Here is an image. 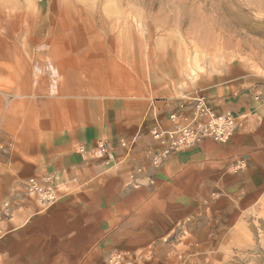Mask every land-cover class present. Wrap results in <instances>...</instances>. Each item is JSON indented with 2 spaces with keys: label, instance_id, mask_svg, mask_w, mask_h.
Returning <instances> with one entry per match:
<instances>
[{
  "label": "crops",
  "instance_id": "1",
  "mask_svg": "<svg viewBox=\"0 0 264 264\" xmlns=\"http://www.w3.org/2000/svg\"><path fill=\"white\" fill-rule=\"evenodd\" d=\"M35 63L36 85L0 103V264H183L264 199L262 76L226 63L202 78L189 98L234 114L238 128L155 164L163 144L152 129L175 128L183 96L136 82L64 86L53 61ZM44 176L54 178L50 200L27 192Z\"/></svg>",
  "mask_w": 264,
  "mask_h": 264
},
{
  "label": "rangeland",
  "instance_id": "2",
  "mask_svg": "<svg viewBox=\"0 0 264 264\" xmlns=\"http://www.w3.org/2000/svg\"><path fill=\"white\" fill-rule=\"evenodd\" d=\"M41 60L64 86L136 82L189 99L226 63L264 78V0H0L1 104L36 85ZM196 61L207 67L193 76ZM223 227L183 264H264V199Z\"/></svg>",
  "mask_w": 264,
  "mask_h": 264
},
{
  "label": "built area",
  "instance_id": "3",
  "mask_svg": "<svg viewBox=\"0 0 264 264\" xmlns=\"http://www.w3.org/2000/svg\"><path fill=\"white\" fill-rule=\"evenodd\" d=\"M179 101L177 110L169 115L175 128L155 126L152 129L154 138L163 144L162 151L154 157L155 164L171 153L191 147L205 138L226 142L239 126L237 116L230 112L216 113L202 96L181 98ZM187 106L191 107L190 116L184 112ZM105 149V146H101L102 151ZM53 180L52 176L31 177L27 182V192L50 200L53 198Z\"/></svg>",
  "mask_w": 264,
  "mask_h": 264
},
{
  "label": "bare ground",
  "instance_id": "4",
  "mask_svg": "<svg viewBox=\"0 0 264 264\" xmlns=\"http://www.w3.org/2000/svg\"><path fill=\"white\" fill-rule=\"evenodd\" d=\"M215 57H217V56H215ZM206 67H207L206 63L200 62V61H196L195 62V67H193V68L191 67V69L189 71H190V74L195 76L198 70H204V69H206Z\"/></svg>",
  "mask_w": 264,
  "mask_h": 264
}]
</instances>
